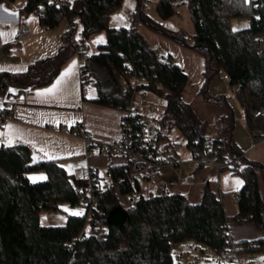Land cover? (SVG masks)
I'll list each match as a JSON object with an SVG mask.
<instances>
[{"label":"trees","instance_id":"1","mask_svg":"<svg viewBox=\"0 0 264 264\" xmlns=\"http://www.w3.org/2000/svg\"><path fill=\"white\" fill-rule=\"evenodd\" d=\"M24 1L20 12L35 13L43 28L52 29L63 19L70 28L62 36L64 45L54 56L35 60L25 72L0 71L2 98L52 82L70 56L85 54L84 44L79 45L73 38L72 23L77 16L82 42L95 32L106 33V41L97 46L95 53L85 55L80 65V73L86 77L81 81L82 99L122 110L121 128L125 122L137 126L143 123V116L129 110L135 94L122 92L120 83L121 79L132 87L137 79L135 90L156 93L166 102L164 114L156 121L157 145L150 156L144 152L145 156L160 160L159 142L167 137L163 129L177 127L193 156L199 153L213 160L219 171L230 170L241 177L242 185L236 192L238 212L233 217L226 214L222 199L207 182L198 203L189 202L180 192L144 195L136 207L126 208V221L117 227L106 223L108 212L122 205L119 195L140 191V183L131 175L132 160L119 165L109 163L105 169L108 187L100 184L98 172L90 174L96 201L89 209L86 205L83 214L67 215L64 225H44L40 221L42 210L60 209L61 203L82 206L80 193L59 159L33 161L27 144H2L0 264H176L172 245L185 240L207 245L217 255L237 246L248 256L264 252V236L235 242L229 235L232 222H252L264 232V200L260 193L264 164L248 159L236 144L234 108L225 98L215 99L222 110L220 116L214 122L202 120L182 98L189 81L185 68L171 54L159 55L138 29V24H146L201 54L205 85L221 73L226 75L236 88L247 128L258 141L256 131L261 130L264 138V2L182 0L189 8L194 28L187 36L153 19L141 0L133 11L132 25L120 27L110 26L109 19L123 0ZM177 5L175 0H159L158 15L162 19L172 17ZM242 16L249 19L248 26L232 28L231 19ZM85 84L93 89L91 97L84 94ZM256 111L262 114L255 116ZM33 171H43L45 179L31 181L28 174ZM215 264L233 263L218 259Z\"/></svg>","mask_w":264,"mask_h":264},{"label":"rangeland","instance_id":"2","mask_svg":"<svg viewBox=\"0 0 264 264\" xmlns=\"http://www.w3.org/2000/svg\"><path fill=\"white\" fill-rule=\"evenodd\" d=\"M68 1L72 2L75 0ZM181 1L182 0H175V3H178L179 5L176 6V12L172 17L162 19L158 15L156 8L159 0H141L143 9L157 22L162 25L164 24L168 27H172V29L176 31L182 30L187 36H189L194 31L193 23L187 4L181 3ZM22 2H24V0H16L10 4L11 7L16 10L13 11L17 13L18 19L20 18L21 20H24L25 24L29 28V38L17 42L16 30L18 27H16V25L18 24L8 20L0 21V33L4 34L0 36V38L7 47L5 48L4 57L0 56V68L10 72H25L35 60L54 56L64 45L62 36L70 28L66 19H63L58 26L52 29L42 28L39 23L38 16L35 13H19V6H21ZM137 6L138 0H123L120 8L112 12L110 15L109 25L113 27L131 26L133 23L132 14L133 11L137 9ZM119 17H123V19H120ZM248 24L249 19L247 17H233L231 19V26L234 29L246 27ZM72 27L75 28L73 38L79 45L82 43L84 44L85 54L76 52L61 66L56 79H54L51 83L37 86L30 90L34 96L41 95L38 104L49 105L53 108L25 109L21 106L18 107V118H20L21 123L31 124L38 127H44L45 123H51L52 126L58 127V123L60 122L61 128H66L68 130L66 131L68 132L66 134L68 136H73L70 135L69 132L71 130V126L76 124L78 119V113H76V111H72V108L81 106L79 102L73 103L72 96L74 94L76 96L78 95L80 102L82 101L80 65L82 64L85 55L95 53L97 51V46L106 41L105 31H99L91 34L84 40V42H82V28L77 16L73 18ZM155 49L159 55H167V52H164L162 48L155 46ZM74 61L76 64L71 75L65 77L62 83L58 85L57 90L54 93L44 94V90L50 88L61 76V73H64ZM121 82L122 81L120 79V83ZM193 83L194 82H192V80H189L185 89L192 88ZM84 88L90 89V91L93 92V89L89 84H85ZM11 89L15 88L11 87ZM235 89V86L230 85L228 80L223 79V73H221L219 76H215L211 81L208 94L212 97V100L210 101L212 104L215 102V99H220L221 96L224 95L226 97L225 99L234 108L235 123L238 121L241 123L243 120L245 121V115L243 108L237 100ZM143 94H145L144 100H142ZM34 96H31L28 100H33ZM91 96L92 94L90 93L88 97ZM199 98L201 101H204L202 95ZM1 100L2 96H0V101ZM134 100L144 102V106L140 107L138 112L145 119L149 118L156 123V121L164 114L166 102L156 93L140 90L134 95ZM148 105L155 107L156 109L153 111L150 107H145ZM135 109L136 108L133 107L132 111H135ZM21 123L15 119H5L2 122V125L0 126V145H2V142L9 145V139L13 140L16 136H18L25 139L24 141H30L33 143V146L36 147L38 151H49V153H52L50 155L55 157L65 155V147H63L64 143L63 146H61L59 141L49 140V138L45 137L36 130L20 128L18 124ZM163 134H167V137H163L159 142V149L161 152H166L172 155L176 151L181 161L193 160V155L186 146L185 136L177 127H172L170 131L163 129ZM15 143L18 144L17 142ZM74 158L75 157H65L59 159L60 164L66 168L67 174L73 182H75L76 178H79L81 185L86 186L90 182L89 170L88 168L83 170L80 163H76ZM32 160L35 161L36 158ZM39 172H42L43 175L39 176ZM28 176L33 182L45 179V173L43 171H33L30 172ZM234 178L242 182L240 176L234 175ZM107 180L108 177L106 176L105 169H100V184H104ZM143 181L145 180H141V182ZM151 188L152 185L150 187V182H146L143 184L142 191L147 196L156 193ZM122 201L123 204H125L124 199ZM65 209H67V211ZM77 212L83 214L85 212V208L82 206L72 207L68 203H61L60 209L42 210L40 212V221L44 225H64L67 220V215ZM85 230L86 232L89 230L88 223L86 224ZM172 255L176 264H215V262L218 261L217 254L212 248L204 244L197 245L196 242L192 240L180 241L172 245ZM245 264H264V252L260 251L248 256Z\"/></svg>","mask_w":264,"mask_h":264},{"label":"crops","instance_id":"3","mask_svg":"<svg viewBox=\"0 0 264 264\" xmlns=\"http://www.w3.org/2000/svg\"><path fill=\"white\" fill-rule=\"evenodd\" d=\"M10 3L11 2L7 0L0 2V6H2L0 7V21L8 20L18 24L16 25V27H18L21 22H25L20 18L18 19L17 13H15L16 10L11 7ZM24 3L25 1L22 2L21 6H19V13H21L20 10ZM5 8L8 10L7 12L4 11ZM13 13H15V15H13ZM163 26L171 31H176L172 29V27H168L164 24ZM138 29L152 46L162 48L164 52L171 54L174 60L179 62L181 66L185 68L188 73L189 80H192L194 83L192 88L183 90V100L191 104L195 113L202 120L214 122L220 116L222 110L217 102H214L213 104L210 102L212 97L208 94V90L211 81L209 84L205 85V63L203 56L191 47L183 45L179 41L152 29L146 24H138ZM162 56L166 55L162 54ZM57 77L58 76H56V78ZM201 95L203 96L204 101L200 100L199 97ZM31 96H34L32 91H30V95L27 97L25 105H22L21 107H24L25 109L53 108L49 105L38 104L41 95H35L34 99L29 101L28 99ZM221 98L226 97L222 95ZM72 100L73 103L79 102L81 106L72 108V111H76V113H78V119L76 121L77 123L71 126V129L73 126H76L74 129L82 131L86 136L94 141V145L89 147L82 134H72L69 132V134L73 136L66 135L68 133L66 131L68 130L66 128L62 129L60 122L58 123V127L52 126L51 123H45L44 127H38L31 124L21 123L19 120L17 121L21 123L18 124L20 128L36 130L45 137L49 138V140L59 141L61 146H63L64 143L63 147H65V155L55 157L50 155L52 153H49V151H38V149L33 146V143L30 141H24L25 139L18 136L12 140V143L16 144L15 142H21L28 144L31 149L32 159L36 158V160L49 157L53 159L75 157L74 159L76 163H80L83 170L88 168L89 174H91V172L99 173V170L102 168L106 169L109 163L113 165L125 164L124 158L118 155H110L109 153L103 152L97 145V143L111 142L120 137L121 117L124 112L118 108L100 105L90 100L82 99L80 102V98L75 94L72 96ZM234 140L248 159L264 164V140L256 141L247 128L246 120H243L241 123H239V121L235 123ZM12 143L11 145H14ZM1 144L5 143L2 142ZM167 154L172 158L174 163L172 165L168 164L162 166L157 174L143 176L142 179L139 180L140 190L142 193L143 184L150 182V187L152 185L151 189L155 191L156 194L163 191L180 192L186 195L189 202L198 203L202 198L203 189L208 182L214 193L222 199L226 214L229 217H233L238 212L236 192L240 189L242 183H239L240 181L234 178V174H232L230 170L227 169L219 171L214 165L198 166L199 164L194 160L181 161L176 151L172 155L169 153ZM38 175L42 176L43 173L39 172ZM141 180L145 181L141 182ZM80 182V179L76 178L73 183L76 186L77 184L81 185ZM260 193L264 200V181L262 179H260ZM144 195L146 194L144 193ZM119 199L122 206L125 207L127 195H119ZM123 199L125 204H123ZM229 235L233 241L240 242L244 240L262 238L264 236V232L252 222H232L229 224Z\"/></svg>","mask_w":264,"mask_h":264},{"label":"built area","instance_id":"4","mask_svg":"<svg viewBox=\"0 0 264 264\" xmlns=\"http://www.w3.org/2000/svg\"><path fill=\"white\" fill-rule=\"evenodd\" d=\"M257 3H262L264 0H253ZM30 36V30L27 25L21 22L16 30V38L17 42L28 38ZM6 44L1 41L0 38V56L4 57ZM223 78L227 80V76L224 75ZM86 80L85 75L81 74V81ZM134 84L131 87L130 84L123 81L121 83L122 92L128 93L133 91L136 94L138 91L135 90V84L138 80H134ZM85 86V85H84ZM158 88H161V85H158ZM84 94L89 96L91 91L90 89H83ZM30 95V90L23 91L20 95L11 96V97H3L0 101V126L5 119H15L19 120L18 118V107L25 105L27 102V97ZM145 99V94L142 95V100ZM144 106V102L135 101L134 98L129 106L130 112H138L139 108ZM135 107V111L133 110ZM150 107L153 111L156 109L152 106H145ZM262 111H256L255 116H260ZM51 128V127H50ZM70 132L72 134H82L88 146L94 145V141H92L88 136H86L82 131L77 129H71ZM261 130L256 131V136H258L259 140L262 141L264 138L261 136ZM159 137V128L154 121L149 118H143V123L137 126H131L127 122L121 128V135L116 140L111 142H101L97 143L98 148L106 153H110L112 155H118L124 158L125 163L128 161H133V167L131 169V175L139 180L142 179L145 175H154L157 174L162 166L173 164L172 158L166 153L162 152V157L158 161H152L148 157L145 156L144 152L149 153V156L152 154L154 148L157 145ZM205 145H208L206 143ZM193 160L198 164L203 165H215L213 160H209L205 157H200L199 153H196L193 156ZM90 182L88 185H76L77 192L81 195V203L82 207L85 206L91 207L95 201L96 196L94 195V182L93 178L90 176ZM109 183H105L104 187H108ZM144 196V193L140 191H136L130 195H127V201L125 204V208H134L136 207L138 201L141 197ZM87 208V207H86ZM220 261L229 262L233 264H245L246 258L248 257L245 251L239 250V246L236 248L225 249L218 253L217 255Z\"/></svg>","mask_w":264,"mask_h":264},{"label":"water","instance_id":"5","mask_svg":"<svg viewBox=\"0 0 264 264\" xmlns=\"http://www.w3.org/2000/svg\"><path fill=\"white\" fill-rule=\"evenodd\" d=\"M127 218V210L122 205L111 209L106 216V223L108 225H115L122 227Z\"/></svg>","mask_w":264,"mask_h":264},{"label":"snow or ice","instance_id":"6","mask_svg":"<svg viewBox=\"0 0 264 264\" xmlns=\"http://www.w3.org/2000/svg\"><path fill=\"white\" fill-rule=\"evenodd\" d=\"M0 7H2V6H0ZM4 11L7 12L8 10L5 8ZM13 15H15V13H13ZM119 18L123 19V17H119ZM2 35H4V34L0 33V36H2ZM75 64H76V62L74 61L73 64L70 65L69 68L66 69L64 73H61V76L57 79V81L54 82L53 85L50 88L44 90V94L54 93L57 90L58 85H60L62 83V81L65 79V77L71 75V73H72V71H73V69L75 67ZM4 70L5 69L0 68V71H4ZM9 127H11V126H9ZM8 143H9V145H11L12 140L9 139ZM239 183H242V182H239ZM65 210L67 211V209H65ZM72 214L78 215V214H82V213H78L77 212V213H72Z\"/></svg>","mask_w":264,"mask_h":264}]
</instances>
